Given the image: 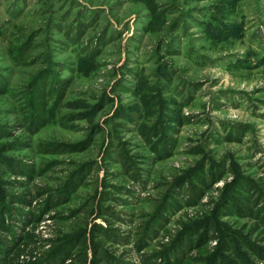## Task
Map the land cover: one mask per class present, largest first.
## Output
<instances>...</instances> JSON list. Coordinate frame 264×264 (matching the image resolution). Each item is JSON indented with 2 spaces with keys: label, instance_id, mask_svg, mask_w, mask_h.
Returning <instances> with one entry per match:
<instances>
[{
  "label": "rangeland",
  "instance_id": "1",
  "mask_svg": "<svg viewBox=\"0 0 264 264\" xmlns=\"http://www.w3.org/2000/svg\"><path fill=\"white\" fill-rule=\"evenodd\" d=\"M227 1L155 0L159 10L156 12L164 13L157 20V15L152 18L151 9L141 0H0L3 33L0 34V74L7 84L6 92L0 94V123L14 127L12 135H0V144L18 138L19 148L12 149L8 155L31 163L36 170L31 180L5 176L22 181L21 185H9V189L28 199V204L20 205L23 213L37 212L41 201L54 194L75 168L82 169V163H88L89 168L71 197L66 202L58 201L60 204L45 211L38 220L27 221L25 214L17 220L6 218L13 224L18 247L10 252L5 264L36 261L55 240L81 228L90 231L94 223L114 228L119 240H113L112 236L104 242V247L109 255L121 259L122 264H165L162 256L154 254L170 245L183 224L212 212L225 185L235 177L233 169L257 183L264 194V0H235L232 9L216 10L218 3ZM212 13L223 17L224 22L240 26L241 35L231 34L219 43H212L204 33L205 24L212 21L209 17ZM150 17L155 24L152 30ZM16 25L39 30L36 41L41 46L37 49L49 44L53 48L52 57L67 65L61 74L69 78L63 100L67 106L61 109L62 114L82 110L81 106L70 107L78 101L89 109L103 94L113 98V102L105 104L89 119L66 124L54 120L37 130L27 127L19 91L42 63L11 64L6 43L7 37L15 33ZM87 54L94 56L93 67L79 73L78 60ZM164 61L171 76L159 80L163 95L181 107L188 122L178 126L173 134L176 141L172 154L152 161L146 160L152 155L143 146L135 122L120 117L111 123L108 119L119 102L136 101L137 96L132 92L135 77L144 75L155 82L154 70ZM118 80L120 85L113 92ZM91 124H98L102 130L94 134L84 151L44 150L46 143H75L84 139ZM117 137L126 141L130 154L139 155L141 180H133L118 162ZM199 144L205 146L208 156L224 164L219 177L196 201L187 185L175 189L178 203L164 214L146 246L138 250L135 239L146 222V215L152 212L172 178L198 162L201 155L190 154L188 148ZM110 152L113 159L106 156ZM110 185L123 188L117 190ZM101 196L104 197L101 204L108 209L104 217L96 218ZM219 219L264 246V226L257 222L258 218L221 216ZM0 237L12 238L3 231ZM216 244L214 236L203 248L185 252L180 264H204L203 257ZM87 256L91 257L89 248ZM79 259L76 256L74 261L67 260L64 264H84ZM252 260L264 264L262 259ZM101 264L116 263L106 260Z\"/></svg>",
  "mask_w": 264,
  "mask_h": 264
},
{
  "label": "trees",
  "instance_id": "2",
  "mask_svg": "<svg viewBox=\"0 0 264 264\" xmlns=\"http://www.w3.org/2000/svg\"><path fill=\"white\" fill-rule=\"evenodd\" d=\"M141 1H144L151 9L152 18L157 15V20H160L162 15L164 16V13L156 12L159 10L156 9L155 0ZM234 1L228 0L226 4L218 3L219 6L216 7V10L225 12L226 9H232ZM209 17L212 21L205 24L204 33L206 38L210 39L212 43H219L231 34L235 37L241 35V27L236 26L237 24L228 21L224 22L223 17H218L214 13ZM150 20L152 30L155 24L154 22L152 23L151 17ZM14 29L15 33H12V37H7L6 43L7 54L11 64L31 66L38 61L42 63L30 75L23 89L19 91L22 97L20 104L25 111L24 119L27 127L37 130L39 127L54 120L61 124H66L76 119H89L100 111L105 104L113 102V98L103 94L90 105L89 109H86L87 105L85 103L78 101L70 107L81 106L82 110L62 114L61 109L67 106V102H63V100L66 95L69 78L62 77L61 74L63 67L67 65L52 57L54 55L53 48L49 44L44 43L42 49L38 50V47L41 46L36 41L39 30L27 28L24 25H16ZM1 30L0 26V34L3 36ZM166 44L170 47V42ZM93 57L92 54L80 57L77 72L86 73L89 67L92 68ZM154 75L157 78L155 82H151L144 75L135 77L136 84L132 92L137 96L136 101L128 104L119 102L115 112L108 121L114 123L116 118L122 117L129 122H135L143 146L152 155L147 156L146 160L160 161L172 154L176 141L173 134L177 132L178 126L188 122V119L182 115L181 107L175 101L163 95V85L160 84L159 80L162 78L169 79L171 76L167 61L158 63L154 70ZM120 82L121 80L116 81L113 92H116ZM121 88L129 90L124 86ZM6 90L7 84L3 75L0 74V94L6 92ZM13 129V126L8 127L6 123H0V135H12ZM101 130L98 124H91L84 139L75 143H46L44 150H51L52 152H82L89 147L94 134ZM230 136L228 134L227 138L230 139ZM117 141V148L119 149L117 153L118 162L125 173L129 174L133 180H141L142 169L138 167V164L142 161L137 158L139 155H133L127 151L125 140L117 137ZM20 143L18 138L13 137L12 140L1 142L0 144V231L9 233L12 237L11 239L0 237V261H2V264H5L10 252L18 247L13 224L8 223L6 218L17 220L21 214H25L27 221L38 220L45 211L50 210L56 204H60L57 203L58 201L66 202L72 193L77 190L85 177L86 171L89 170L88 163H82L81 165L84 166L82 169L78 170L79 167L75 168L54 194H48L41 201L37 212L28 211L23 213L20 205L28 204V199H26L25 195L9 189V185H21L22 181L16 179L17 177L13 180L5 178L7 175H14L31 180L35 176L36 170L30 165L31 163L19 157L8 155L10 151H16ZM188 152L194 155L199 154L201 157L193 167L185 169L181 174L172 178L152 212L146 215L148 216L146 222L135 239V246L138 250L146 246L147 239L154 234L156 231L155 227L162 222L164 214L178 203L174 198L175 189L187 185L188 190L190 189L194 195V201H196L203 193V190L219 177L220 170L224 164L208 156L205 146L200 144L193 145L188 148ZM111 154V152L107 153V158L113 159ZM145 157L146 155L143 156V158ZM233 165L232 163L231 166L234 167ZM233 171L235 177L225 185L212 212L183 224L182 229L177 233L170 245L164 247L160 253H155L154 256H162L166 261L165 264H180L185 252L203 248L207 241L215 236L217 237V244L211 252L203 257L204 264H255L252 260L253 258L264 260V246L256 244L243 234L241 230L233 228L224 221H219L221 216L248 217L252 219L255 217L259 219L257 222L264 226V200H261L262 196H264L263 191L257 183L244 176L241 171L239 172L236 168ZM110 186L117 190L123 188L121 185L120 187ZM104 194H108L107 191ZM103 200V196L98 199L96 218L106 215L105 212L108 207H104L101 204ZM113 229L104 228L97 223H94L90 231L86 227L81 228L74 234H68L55 240L52 247L38 260L24 264H64L67 260L69 262L74 261L76 256H79L81 258L79 261H83L84 264H87L88 261V264H101V262L106 260L122 264L121 259L119 261L116 257L109 255L107 248L104 247V242L110 240L112 236L113 240H119L117 239L119 236L114 235ZM86 239H88V245L86 244ZM88 248L91 252L89 259L87 256Z\"/></svg>",
  "mask_w": 264,
  "mask_h": 264
}]
</instances>
